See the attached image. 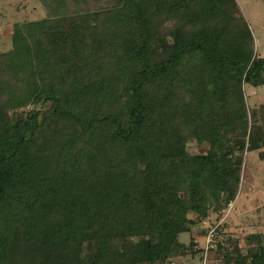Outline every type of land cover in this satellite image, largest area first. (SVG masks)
I'll use <instances>...</instances> for the list:
<instances>
[{
	"label": "trees",
	"instance_id": "trees-1",
	"mask_svg": "<svg viewBox=\"0 0 264 264\" xmlns=\"http://www.w3.org/2000/svg\"><path fill=\"white\" fill-rule=\"evenodd\" d=\"M39 1L0 38V247L22 233L44 264H182L205 249L180 235L236 201L264 145L238 1ZM221 224L220 264H264L262 233L245 252Z\"/></svg>",
	"mask_w": 264,
	"mask_h": 264
},
{
	"label": "rangeland",
	"instance_id": "rangeland-1",
	"mask_svg": "<svg viewBox=\"0 0 264 264\" xmlns=\"http://www.w3.org/2000/svg\"><path fill=\"white\" fill-rule=\"evenodd\" d=\"M246 17L255 38V50L264 56V0H237ZM46 8L39 0H0V38L1 48H7V37L16 22L38 20L45 17ZM249 107L264 103V87L254 90L245 86ZM191 153L202 152L204 148L198 143L188 146ZM264 145L248 151L245 158L240 192L235 202L229 205L220 216L211 215L202 221L193 233H183L180 240L189 244L191 238L198 248L206 245V237L211 227L222 223L223 233L238 239L240 247L246 252V237L252 233L264 235ZM193 235V236H192ZM219 252L213 248L206 255L205 250L195 256L181 260L182 264H220ZM178 263V261H176ZM180 263V262H179ZM0 264H44L31 243L22 233H16L7 245L0 247ZM168 264H173L170 261Z\"/></svg>",
	"mask_w": 264,
	"mask_h": 264
},
{
	"label": "built area",
	"instance_id": "built-area-1",
	"mask_svg": "<svg viewBox=\"0 0 264 264\" xmlns=\"http://www.w3.org/2000/svg\"><path fill=\"white\" fill-rule=\"evenodd\" d=\"M206 222V221H204ZM221 223H218L216 226L211 227L208 231V235L206 237V245L204 247L206 255H208L209 251L216 247L217 243V228Z\"/></svg>",
	"mask_w": 264,
	"mask_h": 264
}]
</instances>
